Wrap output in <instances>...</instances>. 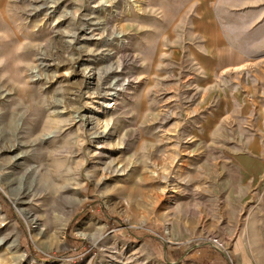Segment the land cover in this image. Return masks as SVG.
Instances as JSON below:
<instances>
[{
	"label": "rangeland",
	"instance_id": "1",
	"mask_svg": "<svg viewBox=\"0 0 264 264\" xmlns=\"http://www.w3.org/2000/svg\"><path fill=\"white\" fill-rule=\"evenodd\" d=\"M0 264H264V0H0Z\"/></svg>",
	"mask_w": 264,
	"mask_h": 264
},
{
	"label": "bare ground",
	"instance_id": "2",
	"mask_svg": "<svg viewBox=\"0 0 264 264\" xmlns=\"http://www.w3.org/2000/svg\"><path fill=\"white\" fill-rule=\"evenodd\" d=\"M54 8V7H53ZM90 76V75H89ZM109 88V87H108ZM107 89V88H106ZM105 91V90H104ZM111 91V90H110ZM101 95V94H100ZM103 95H106V96H112L113 94L109 92V90H107L106 92H104ZM102 95V96H103Z\"/></svg>",
	"mask_w": 264,
	"mask_h": 264
},
{
	"label": "built area",
	"instance_id": "3",
	"mask_svg": "<svg viewBox=\"0 0 264 264\" xmlns=\"http://www.w3.org/2000/svg\"><path fill=\"white\" fill-rule=\"evenodd\" d=\"M213 242H214L215 244L220 245V243H219L217 240H213Z\"/></svg>",
	"mask_w": 264,
	"mask_h": 264
}]
</instances>
